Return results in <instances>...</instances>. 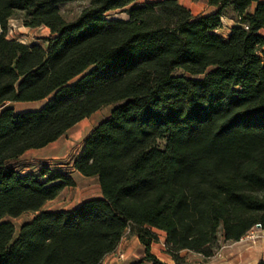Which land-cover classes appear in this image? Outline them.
Wrapping results in <instances>:
<instances>
[{
  "label": "trees",
  "instance_id": "1",
  "mask_svg": "<svg viewBox=\"0 0 264 264\" xmlns=\"http://www.w3.org/2000/svg\"><path fill=\"white\" fill-rule=\"evenodd\" d=\"M207 1L216 11L194 17L178 0H0V264H102L126 233L138 264H166L151 253L158 232L174 264H191L180 252L209 261L264 230V0ZM14 18L47 28L44 46L7 39ZM107 106L71 167L101 197L42 211L75 186L70 169L24 172L20 157ZM26 213L16 235L4 219Z\"/></svg>",
  "mask_w": 264,
  "mask_h": 264
},
{
  "label": "rangeland",
  "instance_id": "2",
  "mask_svg": "<svg viewBox=\"0 0 264 264\" xmlns=\"http://www.w3.org/2000/svg\"><path fill=\"white\" fill-rule=\"evenodd\" d=\"M131 6L141 5L150 0H132ZM180 2L183 3V0ZM190 5L191 12L194 16H198L203 12L204 5L202 2H193ZM85 6L83 2H74L62 5L60 7L61 13L65 20L70 21L74 19L81 9ZM128 9V8H126ZM108 20L118 19V20H126L127 15L125 10L114 11L106 14ZM49 36V33L46 34L44 29H29L22 25L19 19H11L8 24L7 31V39L15 40L19 43L25 45L32 44H40L44 46L43 40ZM46 100L38 101V102H19V103H10L7 107H13L17 112L24 111H35L41 108L45 104ZM110 106L104 107L100 109L98 112L93 114L90 118L84 120L77 126L73 127L71 130L66 132L59 141L55 143V148L48 147L49 150H40L29 152L26 154L25 158L17 162L18 168H22L25 171H39L42 168L49 167L51 171L57 170L56 168H60L61 170L68 171L69 163L77 154L79 149L81 148L84 140L92 131L94 126L99 122L105 120L111 111ZM54 146V145H53ZM100 194L99 185L97 180H85L78 182L77 190H67L59 195L55 200L50 201L44 205L42 211L47 212H55V211H66L70 210L78 202H82L88 198H95ZM34 217L32 213H26L21 215L18 218H5V222H10L13 224L16 235L20 229V227L30 222ZM161 241H165V234L162 232H158ZM248 235V234H247ZM129 233H126V247L122 251H116L114 253V259L119 261L121 264H138L144 257V247L138 242L136 238L133 236L129 237ZM163 248V247H162ZM161 246L155 247V249L159 250L156 253H162ZM122 254L123 258L118 259L116 254ZM194 261V260H193ZM145 264V263H144Z\"/></svg>",
  "mask_w": 264,
  "mask_h": 264
},
{
  "label": "crops",
  "instance_id": "3",
  "mask_svg": "<svg viewBox=\"0 0 264 264\" xmlns=\"http://www.w3.org/2000/svg\"><path fill=\"white\" fill-rule=\"evenodd\" d=\"M180 1L181 0H178V2L181 5H183L190 12H191V9H190V5L189 4H191L193 2H196V1L197 2H202V4L204 5L203 12L200 15H198V16H194L193 13L191 12V14L194 17L210 15V14H213L216 11V9L209 7L207 0H183V3L180 2ZM221 24H222V26L217 31V34L221 38L227 39V37H228V35L230 33L231 28L235 24L229 18H222L221 19ZM41 28L44 29V32H46V34L49 33V30L47 28H44V27L35 28V29H41ZM31 30H33V29H31ZM0 32H1V30H0ZM261 34L264 35V31H261ZM260 54H264V47H262V49L260 51ZM84 120H86V119H84ZM84 120H82L81 122H83ZM81 122L77 123L75 126H77ZM61 137L58 140H56L55 142L49 144L48 146H46V147H44L42 149L29 150V151H27L26 153H24V155H22L20 157L19 161L22 160L23 158H25L26 154H28L29 152L40 151V150H49V152H50V149H47V148L48 147L51 148V146H52V148H55V143L57 141H59L61 139ZM81 149H82V146L79 149V151L77 152V154L74 156V158L79 155V153L81 152ZM73 159L71 160V162L69 163L68 166L70 168V176L73 179V181L75 183V186L73 188H66V189H64L60 193V195L63 192L67 191V190H72V189H76L77 190L78 182L79 181L81 182L82 179H85V180H97L96 178H85L82 175H80L78 172H76L73 169H71ZM100 197H101V194H99L95 198H88L86 200H83L82 202H78L75 205V207L78 206V205H80L83 202H86V201H89V200H93V199H98ZM129 235H130L129 237L133 236V238H136L132 234H129ZM257 235H258V238H256V239H249L248 238V235H246L244 238H242L240 241H238L236 243H231V244L224 245L220 249V251L216 254V256L213 259L209 260V261H204L201 256L196 255V254L189 253L188 251H182V252H180V256L181 257H185L186 260L189 263H191V264H258L259 261L264 260V230H259L257 232ZM125 240H126V238L124 236L122 238L121 242L119 243L117 249L115 250V252L116 251H122L126 247V241ZM164 242H162L161 241V238L159 237L158 243L152 245V247H151V253L153 255H155L158 260H160V261H162V262H164L166 264H174L173 261H172V259L170 258V256L166 253V248H165ZM159 245L161 246V248L163 247L161 249L162 250V253L161 254L160 253H156L159 250L155 249V247H157ZM114 253H111V254L107 255L103 259L102 264H121L119 261H117V260L114 259ZM145 264H148V263H145Z\"/></svg>",
  "mask_w": 264,
  "mask_h": 264
},
{
  "label": "built area",
  "instance_id": "4",
  "mask_svg": "<svg viewBox=\"0 0 264 264\" xmlns=\"http://www.w3.org/2000/svg\"><path fill=\"white\" fill-rule=\"evenodd\" d=\"M260 230V227L259 226H256L252 231H250L249 233H248V238L249 239H256V238H258V235H257V232ZM117 256L116 257H118V259H122L123 258V255L122 254H116Z\"/></svg>",
  "mask_w": 264,
  "mask_h": 264
}]
</instances>
